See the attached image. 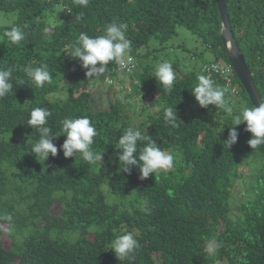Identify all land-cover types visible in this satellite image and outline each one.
I'll return each mask as SVG.
<instances>
[{
    "label": "trees",
    "instance_id": "16d2710c",
    "mask_svg": "<svg viewBox=\"0 0 264 264\" xmlns=\"http://www.w3.org/2000/svg\"><path fill=\"white\" fill-rule=\"evenodd\" d=\"M226 4L233 36L264 103V0ZM0 12L15 15L13 24L0 26V68H12L14 80L12 93L0 98V224L7 222L8 233L28 229L23 235L9 233L7 249L0 232V264H264V146L251 149V134L241 124L233 126L239 132L237 142L226 148L223 141L232 126L226 123L232 117L219 129L217 115L225 110L202 108L195 101L191 90L204 75L196 63L183 73L174 62L175 85L166 93L145 62L156 54L174 55L178 61L177 54L191 52L190 64L204 52L227 62L215 0H89L87 7L77 0H0ZM114 21L128 25L130 55L138 63L133 74L137 85L126 97L156 95L159 110L138 123L117 98L106 109H93L90 92L82 89L89 81L115 82L113 62L101 78L90 79L79 60L69 56L67 46L76 43L81 32L102 35ZM50 24L55 27L49 37L43 29ZM14 26L25 32L18 45L5 36ZM178 27L190 31L202 51L172 45ZM42 64L48 65L52 79L39 87L22 69ZM18 79L26 83L17 84ZM211 79L226 89V100L229 89L220 78ZM235 83L244 105L252 106L236 78ZM52 94L63 97L49 98ZM167 106L175 108L179 127L164 120ZM36 107L51 112L48 126L53 132L60 131L66 117L87 116L98 131L92 150L103 153L101 162L88 164L79 154L65 158L60 150L63 135L54 141L55 157H35L30 149L38 134L27 121ZM133 125L146 128L162 150L176 149L170 151L180 155L178 166L146 179L140 178L138 167L121 171L116 145ZM254 161L259 168L250 167L246 184L240 170ZM240 184H246L245 193L239 191L233 212ZM54 204L59 206L56 214L51 213ZM8 215L10 223L4 219ZM124 227L135 233L139 247L134 259L121 262L110 246ZM210 241L217 245L213 253L207 252Z\"/></svg>",
    "mask_w": 264,
    "mask_h": 264
},
{
    "label": "clouds",
    "instance_id": "9594fccd",
    "mask_svg": "<svg viewBox=\"0 0 264 264\" xmlns=\"http://www.w3.org/2000/svg\"><path fill=\"white\" fill-rule=\"evenodd\" d=\"M77 2L81 7H87L89 0H77ZM64 10H67L69 13L72 11L71 8ZM76 19L79 20L80 16H77ZM54 27V24H50V26L43 29V32L50 37ZM127 28V24L114 21L106 25L104 34L90 37L86 33L81 32L76 43L67 46L70 49V55H68L79 60L81 68L86 69L85 76L90 79L101 78L109 71V62H113V71L117 74L116 81L108 79L106 86L111 88L114 93L118 91V95L122 93L126 96L131 93L133 85H137V81H133V74L138 69L137 61L130 55L131 42L126 36ZM5 36L13 45H18L25 40V32L19 26H14L6 31ZM261 39L264 40V35ZM133 60L135 68L131 73L125 74L122 71H118L115 66L116 62L122 68L130 71V65ZM217 63L225 66L232 73L229 84H227L223 76L218 74H211L209 76L205 72L204 67ZM199 67L201 73L204 75L197 77L198 83L191 90L195 101L202 108L212 105L225 110L229 114H233V108L225 101L226 89L211 79L212 77H218L224 82L225 87L229 89L231 94H241L240 87L235 83V78L236 80L238 79L228 61L225 62L221 59L210 60L208 63L199 65ZM22 71L33 84L39 87H42L52 79L47 64H42L39 67L25 66ZM152 76L159 82L164 92L171 93L176 81V72L172 63L168 61L160 62L155 66ZM13 81L12 68H0V98H4L9 93H12ZM15 82L17 84L26 83L22 79L15 80ZM126 82L129 83L130 87L128 92L123 89ZM163 114L167 124L173 128L179 127L177 122L180 120L173 106L165 107ZM50 116L51 112L44 107H36L30 111L27 125L35 129L38 134V139L31 143L30 149L35 157L38 156L43 161L49 155L55 157L58 153V148L54 141L63 135L66 139L60 145V150L65 158L75 157L79 154L83 161L88 164L101 162L103 153L92 150L94 138L98 136V131L87 116L64 118L61 121L59 132H53L51 127L48 126ZM241 124L245 125L244 131L251 134L250 139L247 141L251 149H258L264 146V103H258V106L242 107L238 113L232 115V126L228 129L227 139L223 141L227 149L238 140L239 132L233 126ZM145 129L141 131L136 125L126 128L116 145V148L120 150L118 155L120 170L127 173L131 171L132 167H138L141 179H146L150 174L154 175L160 171H170L174 165L173 155L170 152L162 150L155 140L146 134ZM4 219L9 223L12 221L10 215L5 216ZM138 247L139 242L133 233L126 232L118 235L111 241L110 250L113 251L119 261L123 262L134 259V254ZM216 247L215 241H210L207 245L209 252H214Z\"/></svg>",
    "mask_w": 264,
    "mask_h": 264
},
{
    "label": "rangeland",
    "instance_id": "374dc122",
    "mask_svg": "<svg viewBox=\"0 0 264 264\" xmlns=\"http://www.w3.org/2000/svg\"><path fill=\"white\" fill-rule=\"evenodd\" d=\"M53 12H54L53 16L57 17L58 14L56 13V11H53ZM14 22H15L14 14H5L3 12H0V26L11 25ZM176 31H177V36L171 40L172 45H176L179 43L181 45H184L185 47H188V50H193L196 52L202 51L201 44L199 42H196L195 36L190 31H188L184 27H178ZM153 43L155 42L151 41L150 44H153ZM202 55L203 56L199 60L196 58H193L192 64H190V59L188 58V57H192V52L183 53L182 55L177 54L179 58L178 61H175L174 55H170L167 58L166 57L162 58V57H159L160 54H156V55L150 56L145 62H147V64L149 65L148 68L150 69L151 76L154 72L155 66L163 61H168L172 63V65L174 62H176L175 64H178V68L176 70L185 73L192 69L194 63L197 64V68H198L199 65H202L214 59L213 56L209 53L204 52ZM153 56H156V57H153ZM129 88H130L129 83L126 82V84L123 86V89L126 92H128ZM82 89H86L90 92L91 97H92L93 109H106L108 107V104L111 101H113L115 98L121 100V102L124 103L125 105L126 114L131 118L133 123H138L140 121L146 120L149 118V116L155 113V111L159 110V108L156 105V95H153V94H150V95L140 94L134 97H125L126 95H123L122 93H120L119 95L115 94L111 88L106 86V84L101 83V81H89ZM55 97L62 98L63 96L58 95V94H52L49 96V98H55ZM225 101L228 105H230L233 108V114L238 113L242 107H245L244 97L241 94H230V96L226 98ZM233 114H229L226 111L224 113L218 114L217 122L215 123V126L221 129L223 127L222 126L223 122H227L228 120H230ZM226 124H232V122H227ZM170 150H173L174 152H176L175 151L176 149H170ZM170 150L167 152H170L174 157V165H173V168L171 169V170H174V168L178 166L180 162V155L178 154V152L174 155L172 153L173 151H170ZM258 164H259L258 161L256 162L254 161V162H251L249 166L248 165L242 166L240 172L244 174V177L242 178V180L243 181L246 180V184H248V182L250 181L251 179L250 174L253 172V170H251L250 167H255L257 171L259 168ZM245 185H241V184L237 185L238 186L237 190L235 188L234 197L231 203V208L233 212L235 211V208L238 206L240 202V193L241 192L245 193ZM58 212H60L59 206L58 204H54L52 206L51 213L56 214ZM6 223L0 224V232L3 233V235H1L3 245L7 249L10 246V241H12L10 237L8 236L9 233L11 236L23 235L25 232H28V229L19 231L17 228H13L11 229V231L9 229V233H8V228L6 227ZM126 232L128 231L124 227L121 229L118 235H122ZM132 233L133 235L135 234L134 232ZM207 252L210 253L208 249H207ZM213 264H226V263L219 261V262H214Z\"/></svg>",
    "mask_w": 264,
    "mask_h": 264
},
{
    "label": "water",
    "instance_id": "95a60500",
    "mask_svg": "<svg viewBox=\"0 0 264 264\" xmlns=\"http://www.w3.org/2000/svg\"><path fill=\"white\" fill-rule=\"evenodd\" d=\"M216 5L221 21L220 40L227 61L234 70V73L247 94L251 105L258 106V103H262V100L258 95L250 70L245 63L243 55L236 43V39L233 36L226 0H216Z\"/></svg>",
    "mask_w": 264,
    "mask_h": 264
},
{
    "label": "built area",
    "instance_id": "2783aa9c",
    "mask_svg": "<svg viewBox=\"0 0 264 264\" xmlns=\"http://www.w3.org/2000/svg\"><path fill=\"white\" fill-rule=\"evenodd\" d=\"M115 66L117 68L118 71H122L125 74L127 73H131L133 71V69L135 68V62L133 60L132 64L130 65L131 70L128 71L124 68H122L118 63L115 62ZM205 72L210 76L211 74H218L220 76H223L227 82V84L230 83L231 81V75L232 73L223 65H221L220 63L217 64H212L209 66L204 67Z\"/></svg>",
    "mask_w": 264,
    "mask_h": 264
}]
</instances>
